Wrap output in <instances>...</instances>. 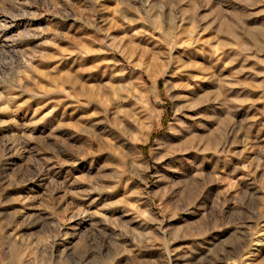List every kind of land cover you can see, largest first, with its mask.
<instances>
[{"label": "rangeland", "instance_id": "obj_1", "mask_svg": "<svg viewBox=\"0 0 264 264\" xmlns=\"http://www.w3.org/2000/svg\"><path fill=\"white\" fill-rule=\"evenodd\" d=\"M0 264H264V0H0Z\"/></svg>", "mask_w": 264, "mask_h": 264}]
</instances>
